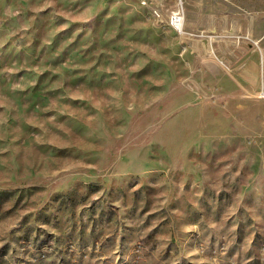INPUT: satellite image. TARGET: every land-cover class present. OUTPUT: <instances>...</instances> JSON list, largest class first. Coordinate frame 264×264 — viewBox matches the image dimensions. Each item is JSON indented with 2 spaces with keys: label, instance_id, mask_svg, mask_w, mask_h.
<instances>
[{
  "label": "rangeland",
  "instance_id": "rangeland-1",
  "mask_svg": "<svg viewBox=\"0 0 264 264\" xmlns=\"http://www.w3.org/2000/svg\"><path fill=\"white\" fill-rule=\"evenodd\" d=\"M0 264H264V0H0Z\"/></svg>",
  "mask_w": 264,
  "mask_h": 264
},
{
  "label": "built area",
  "instance_id": "built-area-1",
  "mask_svg": "<svg viewBox=\"0 0 264 264\" xmlns=\"http://www.w3.org/2000/svg\"><path fill=\"white\" fill-rule=\"evenodd\" d=\"M184 18L181 17L179 12H175L172 14L171 18H170V25L172 26V28L177 31V32H182V27H183V23H184Z\"/></svg>",
  "mask_w": 264,
  "mask_h": 264
},
{
  "label": "bare ground",
  "instance_id": "bare-ground-1",
  "mask_svg": "<svg viewBox=\"0 0 264 264\" xmlns=\"http://www.w3.org/2000/svg\"><path fill=\"white\" fill-rule=\"evenodd\" d=\"M178 12L180 13L181 17H183V16H182V13H181L180 11H178ZM183 20H184V19H183ZM183 25H184V24H183Z\"/></svg>",
  "mask_w": 264,
  "mask_h": 264
}]
</instances>
